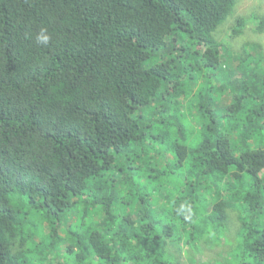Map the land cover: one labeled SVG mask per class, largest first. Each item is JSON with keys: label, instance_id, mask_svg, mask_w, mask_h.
Masks as SVG:
<instances>
[{"label": "trees", "instance_id": "trees-1", "mask_svg": "<svg viewBox=\"0 0 264 264\" xmlns=\"http://www.w3.org/2000/svg\"><path fill=\"white\" fill-rule=\"evenodd\" d=\"M235 3L0 0V264H264V67L225 63Z\"/></svg>", "mask_w": 264, "mask_h": 264}, {"label": "rangeland", "instance_id": "rangeland-1", "mask_svg": "<svg viewBox=\"0 0 264 264\" xmlns=\"http://www.w3.org/2000/svg\"><path fill=\"white\" fill-rule=\"evenodd\" d=\"M239 17L244 18V25L242 34L233 37V28L236 25V20ZM264 19V0H236L232 12L220 24L218 37L226 39V46L224 49L225 63L235 65L238 60L236 55L243 51L245 44L248 46L250 52L258 56L259 66L264 67V30L258 31L257 26L260 21ZM228 35H231L228 37ZM260 53V54H259ZM254 59V58H253ZM209 257V251H207ZM204 258V257H203Z\"/></svg>", "mask_w": 264, "mask_h": 264}, {"label": "clouds", "instance_id": "clouds-1", "mask_svg": "<svg viewBox=\"0 0 264 264\" xmlns=\"http://www.w3.org/2000/svg\"><path fill=\"white\" fill-rule=\"evenodd\" d=\"M45 33H46V29H41L40 34H38L37 36V43H42L45 45L48 43L50 37Z\"/></svg>", "mask_w": 264, "mask_h": 264}]
</instances>
